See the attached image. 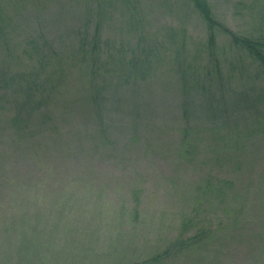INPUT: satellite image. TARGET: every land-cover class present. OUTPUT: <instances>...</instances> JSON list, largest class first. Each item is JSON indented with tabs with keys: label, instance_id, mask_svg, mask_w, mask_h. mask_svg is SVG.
I'll return each mask as SVG.
<instances>
[{
	"label": "rangeland",
	"instance_id": "374dc122",
	"mask_svg": "<svg viewBox=\"0 0 264 264\" xmlns=\"http://www.w3.org/2000/svg\"><path fill=\"white\" fill-rule=\"evenodd\" d=\"M189 1L0 0V264H264V74L222 33L216 73ZM207 1L264 37V0ZM83 42L105 53L96 102ZM53 68L61 89L17 130L22 76Z\"/></svg>",
	"mask_w": 264,
	"mask_h": 264
},
{
	"label": "trees",
	"instance_id": "16d2710c",
	"mask_svg": "<svg viewBox=\"0 0 264 264\" xmlns=\"http://www.w3.org/2000/svg\"><path fill=\"white\" fill-rule=\"evenodd\" d=\"M189 2L192 3L193 8L195 9V12L200 14V16L206 22V26H207L206 32H208V34H207L206 41L204 43V49H205L204 53L207 54V60L213 61V64H214L213 70L216 73L219 74L221 72V70H220L221 69V66H220L221 63L220 62H221L222 58L220 56H218L215 53V51L217 49V37H218L219 33H222V34L229 37V39H230L229 42H230L232 49L236 50V52H238V53L246 52V54L252 59V62L259 66L260 75L264 74V37L258 38V37H251V36H248V37L241 36V35L237 34L236 32L232 31L231 29H229L227 26L221 24L220 22L217 21V19H215L212 8L209 4V1H207V0H190ZM1 32L5 36L4 31L2 30ZM100 35H101V30L98 26V28L96 30V36H97L96 38L100 39L99 38ZM141 43L142 44L137 43V44L133 45L132 49L143 50L144 49V47H143L144 43L143 42H141ZM151 48H152V46L148 45V47H146L144 50H148ZM91 49L92 50L86 49L85 42H83L82 46H81V50L77 51L76 56H77V58H79L78 60H80L81 65L84 68H86L87 65L91 66V69H89V72L91 73V78L93 80V79L97 78V74L99 73V70L102 69L99 66L103 63L102 60H104V59L102 57H103V55H105V53L102 50H100V48L96 45H94L93 48H91ZM4 50H6V47L4 48ZM35 51H36L37 55L39 56L38 64L41 66V68L44 71H45V68L47 67V64H51V63L55 62V60L51 61L50 58L44 54L43 51H41L40 54H39L38 50H36V48H35ZM14 55H15L14 53L8 52L6 59L9 60V59L13 58ZM125 60L128 62L127 65L129 66V68L132 67V63H133L134 67H132L131 69H137V70H139L145 74H147V71L151 68L149 56H147V55L145 56V54L130 55V57L125 59ZM6 64L7 63L5 60L2 67L5 66ZM58 64H60V63H58ZM4 69H6V68H4ZM4 69H3V71H5ZM51 72L52 73L50 75H48L47 79L44 80L42 83H40V81L38 80L39 73H40L38 71V69L36 72H33L37 76H35L32 81L26 80L24 78V76H22L21 79L25 80V83H20V84H21L23 89L26 88L27 90L25 93L26 94L25 100H23L24 104H22V106L19 109L20 114L22 115V120H19V118H15L14 122H13V124L17 130H21L25 127V126H23L26 123V120L23 117L24 114L25 115L34 114L33 111L35 108L33 107V105H34L33 104L34 103L33 95L38 94V93H42V97H43L45 103L48 104L49 103V93H48L49 90H53L55 92L56 89H59V90L61 89V86L63 83L61 81H64L63 76H59L57 74V71L54 68L52 69ZM9 82H10V78L8 76H1L0 77V83L7 85V87L11 90V88L9 87V85H10ZM8 88H7V90H8ZM99 89H103V88L97 83V80H96L94 83V86H93V91H94L95 96L92 95V97H94V101L96 100V97L99 94V92H97ZM44 92H46L48 94L45 95ZM246 98H249V96L247 94H246ZM43 103L44 102L42 100H40V102L38 103L39 108L44 105ZM249 103H250V105H254L255 103H258V101L257 100H249ZM96 105H97V103H96ZM179 248L183 249L184 247L179 246ZM172 253H174V254L175 253H182V251L181 250H175L174 251L173 249L172 250H165L163 252L155 254L154 256H149V258H147L141 262H136V263H131V264H161Z\"/></svg>",
	"mask_w": 264,
	"mask_h": 264
}]
</instances>
